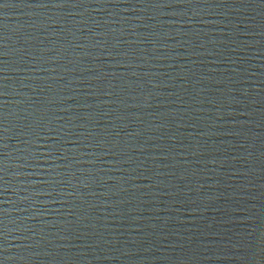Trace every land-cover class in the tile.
Here are the masks:
<instances>
[{
  "label": "water",
  "instance_id": "obj_1",
  "mask_svg": "<svg viewBox=\"0 0 264 264\" xmlns=\"http://www.w3.org/2000/svg\"><path fill=\"white\" fill-rule=\"evenodd\" d=\"M0 4V264H264V0Z\"/></svg>",
  "mask_w": 264,
  "mask_h": 264
},
{
  "label": "snow or ice",
  "instance_id": "obj_2",
  "mask_svg": "<svg viewBox=\"0 0 264 264\" xmlns=\"http://www.w3.org/2000/svg\"><path fill=\"white\" fill-rule=\"evenodd\" d=\"M8 5L7 4H0V7H7ZM55 7H62V6H64V5H62V4H56V5H54ZM69 6H76V4L75 3H73V4H71V5H69ZM155 6H162V5H155ZM0 71H3V69L2 68H0Z\"/></svg>",
  "mask_w": 264,
  "mask_h": 264
}]
</instances>
